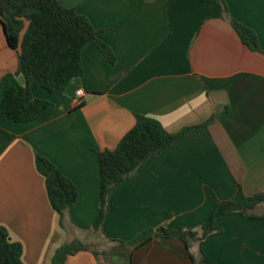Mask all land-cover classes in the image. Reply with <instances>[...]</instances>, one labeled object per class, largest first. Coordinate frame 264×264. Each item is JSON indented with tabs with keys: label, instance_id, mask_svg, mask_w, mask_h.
<instances>
[{
	"label": "crops",
	"instance_id": "0c3cea01",
	"mask_svg": "<svg viewBox=\"0 0 264 264\" xmlns=\"http://www.w3.org/2000/svg\"><path fill=\"white\" fill-rule=\"evenodd\" d=\"M58 1L89 19L114 61L89 42L82 73L63 92L31 85L55 104L50 119L22 124L0 114V128L12 135L0 138V225L22 245L24 264H52L57 248L92 223L100 198L95 150L114 149L136 115L170 133L190 129L113 190L105 237L128 241L159 226L196 229L207 225L217 202L264 194V0H225L229 16L201 0ZM231 19L254 31L261 51L242 43ZM17 63L0 24V79ZM17 80L24 84L21 74ZM36 153L77 187L64 226ZM254 214H229L219 233L192 242L189 252L177 238H154L131 252L118 247L108 260L81 250L65 264H197L202 254L211 264H264V204Z\"/></svg>",
	"mask_w": 264,
	"mask_h": 264
},
{
	"label": "trees",
	"instance_id": "16d2710c",
	"mask_svg": "<svg viewBox=\"0 0 264 264\" xmlns=\"http://www.w3.org/2000/svg\"><path fill=\"white\" fill-rule=\"evenodd\" d=\"M201 1L218 5L221 14L229 16L225 0ZM231 20L242 43L252 51H261L254 31ZM0 24L8 46L17 49L18 59L17 69L5 73L0 79V114L17 123L41 122L53 116L55 104L35 96L31 85L51 93L63 92L71 79L82 73L81 50L87 43H95L106 61H114L110 47L98 38V31L89 19L58 0H0ZM19 74L24 77V84L17 80ZM189 129L170 133L158 120L136 115L134 125L114 149L95 150L100 172V198L97 213L86 228L91 229L92 238L99 235L102 242L94 245L77 239L67 240L55 251L52 264H65L69 255L81 250H90L97 257L108 260L117 254L118 247L131 252L154 238H177L189 252L192 242L202 244L210 236L219 233L221 220L229 214L256 218L254 210L257 205L264 204L263 193L217 202L209 214L207 225L201 224L196 229L149 227L128 241L109 239L102 234L101 225L113 190L124 180L133 177L149 157L159 154ZM11 137V134L0 128L1 139ZM35 165L44 176L49 202L57 212L60 224L64 226L67 210L77 199V187L56 165L39 153L35 154ZM104 243L117 249L107 248ZM21 254L22 245L11 240L7 229L0 225V264H24ZM190 257L195 261L192 255ZM197 264L211 262L202 254Z\"/></svg>",
	"mask_w": 264,
	"mask_h": 264
},
{
	"label": "rangeland",
	"instance_id": "374dc122",
	"mask_svg": "<svg viewBox=\"0 0 264 264\" xmlns=\"http://www.w3.org/2000/svg\"><path fill=\"white\" fill-rule=\"evenodd\" d=\"M255 212L258 213L260 211L256 210ZM72 232H73V230L71 231V234L73 235L74 233H72ZM77 236H78L77 240H79L83 243H87V244L92 243V244L96 245V244H100L99 242H102V239L100 238L99 235H95L92 238V231L90 228H85V229L81 230V232L77 231ZM91 238L95 239L97 242L92 240ZM104 246L108 248L110 246V244L104 243ZM100 247L101 246L99 245L98 248H100ZM113 248L115 249L116 247L114 246ZM113 248L110 246V249H113Z\"/></svg>",
	"mask_w": 264,
	"mask_h": 264
},
{
	"label": "built area",
	"instance_id": "2783aa9c",
	"mask_svg": "<svg viewBox=\"0 0 264 264\" xmlns=\"http://www.w3.org/2000/svg\"><path fill=\"white\" fill-rule=\"evenodd\" d=\"M83 94H84V91L82 88L76 89L75 95H76V103L77 104L81 103V98H82Z\"/></svg>",
	"mask_w": 264,
	"mask_h": 264
}]
</instances>
